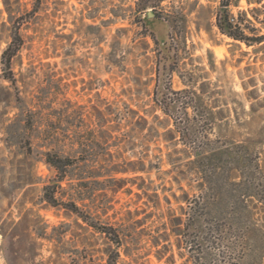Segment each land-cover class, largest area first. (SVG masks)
Segmentation results:
<instances>
[{"label": "rangeland", "instance_id": "rangeland-1", "mask_svg": "<svg viewBox=\"0 0 264 264\" xmlns=\"http://www.w3.org/2000/svg\"><path fill=\"white\" fill-rule=\"evenodd\" d=\"M220 1L164 0L148 8L156 17L153 36L142 22L146 13L138 12L140 0H9L24 39L14 59V87L2 78L13 20L0 0V264H106L105 237L45 200L44 186L56 175L44 159L48 150L87 157L86 169L105 174L109 153L125 165L145 163L146 172L118 174L123 182L102 176L87 185L78 182L77 166L57 189L60 201L78 200L90 223L124 234L120 264H168L157 258L152 237L163 231L169 211L182 213L184 191L215 196L211 201L220 203L213 211L235 222L216 233L221 242L206 264H264V142L258 135L264 103L251 114L253 104L264 102V47L220 31ZM239 1L231 6L235 16L249 8ZM256 25L264 32V23ZM250 91L257 98L250 100ZM165 98L177 102L179 119L192 120L191 141L179 132L173 139L164 134L155 115L165 117L156 107ZM131 109L149 120L140 133L128 132ZM243 142L251 145L252 167L217 164L220 188L202 191V173L191 163L194 147L236 155ZM163 250L175 256L169 264H195L174 235Z\"/></svg>", "mask_w": 264, "mask_h": 264}, {"label": "trees", "instance_id": "trees-1", "mask_svg": "<svg viewBox=\"0 0 264 264\" xmlns=\"http://www.w3.org/2000/svg\"><path fill=\"white\" fill-rule=\"evenodd\" d=\"M162 1L164 0H140L138 3V12L141 14L140 17H142L143 13L147 12L146 10L148 8H154V10H156ZM239 2V0L220 1L216 16V24L218 28L223 34L232 38L236 42H243L247 46L259 45L260 47H264V32H262V27L256 25V21L264 23V18H260V15L264 13V0H247L249 8L240 11L239 14L235 16L231 12V6H239ZM4 3L8 8L11 20H13L9 0H4ZM248 13H250L253 18L249 17ZM155 19L156 17L150 18L148 13L142 18L144 27L147 30H150L152 35L153 31L149 27ZM22 23L21 20H13L11 40L1 54L2 78L9 81L14 87L17 86V79L14 72V59L18 56L24 45V39L20 33V26ZM153 38L155 42H158L155 37ZM255 50H257V48ZM252 92L254 93V91L247 93V97L250 100L257 98L252 95ZM173 93L181 95L183 91H174ZM262 103L264 102L258 101L256 104H253L251 106V114L255 112V105H260ZM156 107L160 108L165 114L163 119H161L159 115H155V119L159 120L163 128L166 129L164 134L169 135L170 138L173 139L176 137V132H179L183 140L191 141L193 138V126H191L190 122L192 120L188 117V122L186 124V122L177 117L176 114L179 112L177 102L165 98L163 101H158ZM185 107L187 108L188 106ZM194 110H196L195 106ZM131 111L133 112V115H125L126 124L130 127L128 132L131 134H133V131L140 133L147 127L149 120L145 116L139 115L138 111H135L134 109H131ZM134 116H137L136 120L132 119ZM171 124H173L174 127H170ZM117 125L121 126L120 123H117ZM117 125L111 126L106 129L105 132L110 133L114 128H119ZM149 126L151 129H156L153 125ZM156 131L158 132V130ZM258 135L261 137V142H264V125L260 128ZM239 147L241 150L236 155L231 154L226 150L208 149L206 151H201L202 148L194 147V159L191 160V163L197 165L200 173H202L201 176L203 179L200 183V189L202 191L207 188V192L209 188L211 191H217V188H220L219 179L216 176V171L219 166H224L225 164L235 165L242 171L246 170L248 167H252L253 161L249 158L251 148L250 143L243 142ZM29 148V154H32V149L31 147ZM44 154L45 162L56 171L55 177L44 186L45 200L53 206L62 205L69 211L75 213L78 218L92 226L96 232L103 235L107 243L105 248L107 255L106 264H120L119 259L121 257V251H126L124 234L113 225L90 223L88 216L85 215L78 200L72 199L68 202L60 201V198L57 196V189L62 188V183L65 180L73 178L70 176L72 174L70 172L77 166L82 167L80 173L77 175L79 179L78 182L87 185L89 178L98 181V178L102 176H106V179L112 182H123L126 179L123 177H117L118 174L146 172L145 163L143 161L139 163L138 161L133 160L125 165L124 163L114 161V159H112L114 155L109 153V156L111 157L106 158V160H109L112 164L106 167L105 174L102 171L97 172L90 168L86 169L87 166H84L86 165L85 163L88 162L87 157H81L80 159V157L62 156L51 150L45 151ZM96 155L97 154H95V156ZM217 164H219V166ZM138 178L142 177L139 176ZM156 196L158 198V203L156 204L159 206L160 198L158 194H156ZM174 196L176 195L174 194ZM211 197L215 199V196L203 195L189 197V193L184 191L183 198L186 202V206H179L182 213L176 215L169 211L166 214L167 219L163 223V231L159 235L152 237L153 245L158 247L156 256L160 261L166 259L168 264L174 263V254L166 257V253L163 250V248H168L170 237L172 235L176 236L179 248H186L187 252L190 254L189 258L194 260L195 264H198L201 260H204V264L214 261V258L212 257L213 248L218 246L221 242V239L216 236V233L222 231L223 228L226 229V227L233 229L235 222L233 221V218H224L213 211L214 204H219L220 201H217V199L211 201ZM176 198L178 199V197ZM78 199L84 200L81 196H79ZM161 245H163V248H159ZM184 254L185 253L183 252L180 253L181 256Z\"/></svg>", "mask_w": 264, "mask_h": 264}, {"label": "water", "instance_id": "water-1", "mask_svg": "<svg viewBox=\"0 0 264 264\" xmlns=\"http://www.w3.org/2000/svg\"><path fill=\"white\" fill-rule=\"evenodd\" d=\"M148 15L149 16H153L154 15V11H152V10L148 11Z\"/></svg>", "mask_w": 264, "mask_h": 264}]
</instances>
